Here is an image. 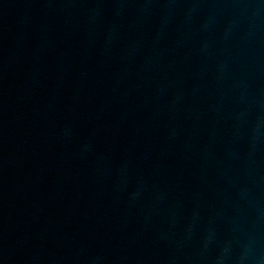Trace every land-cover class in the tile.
<instances>
[{"label": "water", "instance_id": "obj_1", "mask_svg": "<svg viewBox=\"0 0 264 264\" xmlns=\"http://www.w3.org/2000/svg\"><path fill=\"white\" fill-rule=\"evenodd\" d=\"M0 264H264V0H0Z\"/></svg>", "mask_w": 264, "mask_h": 264}]
</instances>
